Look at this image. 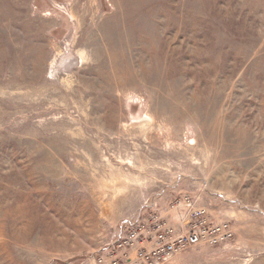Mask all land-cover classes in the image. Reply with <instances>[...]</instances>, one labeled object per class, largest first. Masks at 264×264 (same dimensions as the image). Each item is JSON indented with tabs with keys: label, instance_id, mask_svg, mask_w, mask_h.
Masks as SVG:
<instances>
[{
	"label": "rangeland",
	"instance_id": "rangeland-1",
	"mask_svg": "<svg viewBox=\"0 0 264 264\" xmlns=\"http://www.w3.org/2000/svg\"><path fill=\"white\" fill-rule=\"evenodd\" d=\"M183 195L233 240L169 264H264V0H0V264Z\"/></svg>",
	"mask_w": 264,
	"mask_h": 264
},
{
	"label": "built area",
	"instance_id": "built-area-1",
	"mask_svg": "<svg viewBox=\"0 0 264 264\" xmlns=\"http://www.w3.org/2000/svg\"><path fill=\"white\" fill-rule=\"evenodd\" d=\"M202 201L199 195H183L162 209L159 203H147L141 217L115 228L95 263L169 264L192 247L229 245L232 226L215 218L212 204Z\"/></svg>",
	"mask_w": 264,
	"mask_h": 264
}]
</instances>
